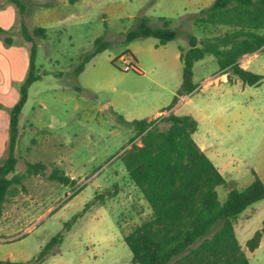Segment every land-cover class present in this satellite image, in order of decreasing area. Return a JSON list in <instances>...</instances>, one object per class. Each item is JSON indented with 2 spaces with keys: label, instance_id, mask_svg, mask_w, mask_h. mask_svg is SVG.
<instances>
[{
  "label": "rangeland",
  "instance_id": "rangeland-1",
  "mask_svg": "<svg viewBox=\"0 0 264 264\" xmlns=\"http://www.w3.org/2000/svg\"><path fill=\"white\" fill-rule=\"evenodd\" d=\"M20 1L29 29L46 27L48 35L35 37L40 78L29 87L19 116L15 173L23 175L30 193L20 190L7 202V216L25 225L0 231V260L32 264L48 241L63 233V242L39 264H134L124 235L151 209L120 158L135 131L119 115L129 121L152 117L172 104L182 82L180 47H189L190 34H209L194 21L214 0ZM17 11L19 21L10 32L15 41L22 38ZM142 16L153 28L163 27V18L170 20L177 37L165 45L155 37L127 40ZM27 50L30 59L31 46ZM122 56L136 69L125 71ZM240 64L263 75L262 82L244 84L234 74L232 83L224 81L215 56L207 55L194 66L199 87L180 97L173 113L198 121L194 139L227 163L222 174L229 186L243 189L254 179L253 170L264 181V50ZM23 81L10 85L1 105H15ZM29 162L44 163V174L27 173ZM55 168L75 182L51 179ZM228 189L220 187L221 200ZM93 200L65 230V222ZM263 226L264 199L245 209L235 225L250 264H264V235L255 251L246 246Z\"/></svg>",
  "mask_w": 264,
  "mask_h": 264
},
{
  "label": "trees",
  "instance_id": "trees-1",
  "mask_svg": "<svg viewBox=\"0 0 264 264\" xmlns=\"http://www.w3.org/2000/svg\"><path fill=\"white\" fill-rule=\"evenodd\" d=\"M21 12V33L32 43L29 70L20 87V98L8 109L10 114L7 155L0 164V221L5 203L26 190L23 175L15 173L18 158L16 143L19 135V116L28 98V90L40 78L35 73L37 43L35 37L46 38V27L29 29L23 19L24 4L20 0H9ZM195 25L202 29L203 37L189 35V47H180L183 62L182 82L171 109L180 97L193 94L199 84L195 81V63L207 55L215 56L220 75L227 74L232 83V74L244 84L259 85L263 75L255 73L240 64L246 54L264 50V0H214L200 10ZM224 29L220 33L217 30ZM142 37H155L159 45H165L177 37L170 20L163 18V27L153 28L150 18L142 16L138 28L127 35L132 41ZM9 41V38H7ZM99 48L97 49V51ZM82 64L77 73L83 70ZM1 108L7 109L0 104ZM119 119L134 131L120 158L129 179L140 190L151 213L124 235V241L132 253L134 264H250L249 257L237 238L235 225L245 209L264 199V181L253 170L254 180L245 188L229 186L215 162L200 147L193 134L198 130V121L189 114L177 115L171 112L165 116L148 120L146 118ZM168 126L161 128V123ZM140 139V144L136 142ZM42 162L27 164V173H44ZM51 179L69 184L75 179L63 170L55 168ZM20 185V188L18 187ZM229 187L224 200L220 199L219 187ZM94 203L65 222V230ZM264 235L263 228L247 240L246 246L255 251ZM64 235L53 236L42 248L32 264H39L53 253V248L63 242ZM0 264H29L10 259Z\"/></svg>",
  "mask_w": 264,
  "mask_h": 264
},
{
  "label": "crops",
  "instance_id": "crops-1",
  "mask_svg": "<svg viewBox=\"0 0 264 264\" xmlns=\"http://www.w3.org/2000/svg\"><path fill=\"white\" fill-rule=\"evenodd\" d=\"M17 10H18V7L13 2L9 0H0V103L4 102L3 100L7 97L6 95L8 93L10 96L11 94L10 85L12 86V84H15V83L17 84L18 82L23 81L26 78L28 74V70H29V60L30 59L28 57L29 53L27 49H28V46H32L31 45L32 43L25 40L22 34H21L22 38H19V40L15 41L10 33L12 28L17 26L18 21H19V15H18ZM55 10L56 8L50 11L49 12L50 15H52V13ZM21 18L22 16H20V25H21ZM7 38H9V41H7ZM256 54L257 53L246 54L240 60H244L247 57L249 56L252 57ZM244 68H246V66H244ZM220 76H222V79L224 81L227 80L228 82L227 74H223ZM187 96L188 95H184L182 97L183 99H186ZM177 104H175V106ZM9 107L11 106L8 105V107L6 108H9ZM173 108L174 107H172L169 110L162 109L161 111H158L157 113H155V115H153L152 117H147L146 119L151 120L159 116L168 115L171 112H173ZM9 122H10V114H9L8 109H4L0 107V164L3 162L4 158L7 155V148H8V141H9ZM198 144L208 154V156L215 162L220 172L223 173L222 170H225L227 168V163L220 162L219 160L216 159V154L211 149V146L203 142H200ZM39 174H44V173H38L36 175H39ZM34 175L35 174H33V176ZM70 177L72 179H75L74 176H70ZM219 189L220 187L218 188V191ZM28 193H30V189H28L27 187V191H25L24 195H28ZM227 193L228 191L226 192V195ZM7 202L5 203L4 213L0 221V231H4L7 229H13L16 227L21 228L25 225L21 219L16 218L13 215L7 216V213H8V207H7L8 203ZM53 208H54L53 206L49 207L48 209H46V212H51ZM8 217L10 218L8 219Z\"/></svg>",
  "mask_w": 264,
  "mask_h": 264
},
{
  "label": "built area",
  "instance_id": "built-area-1",
  "mask_svg": "<svg viewBox=\"0 0 264 264\" xmlns=\"http://www.w3.org/2000/svg\"><path fill=\"white\" fill-rule=\"evenodd\" d=\"M122 60H124V62H125V65H124V67H123V69H124L125 71H129V70H131V69H136V68L133 66V63H132V62H127L126 59L123 58V56H122Z\"/></svg>",
  "mask_w": 264,
  "mask_h": 264
}]
</instances>
